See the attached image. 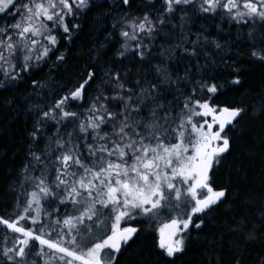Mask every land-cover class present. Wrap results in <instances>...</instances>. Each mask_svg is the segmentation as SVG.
<instances>
[{
	"label": "snow or ice",
	"instance_id": "obj_1",
	"mask_svg": "<svg viewBox=\"0 0 264 264\" xmlns=\"http://www.w3.org/2000/svg\"><path fill=\"white\" fill-rule=\"evenodd\" d=\"M122 2L129 5L130 0ZM163 4L164 11L155 22L161 25L166 15L171 16L177 8L183 11V6H196L197 0H163ZM90 6L91 0H0V14L15 20L0 26V88L14 85L23 73L39 69L58 45V34L62 31L70 40L73 31L80 28L72 21ZM198 8L205 14H215L222 8L237 24L264 21V0H199ZM186 15L184 12L182 21ZM155 23L147 14L125 20L117 56L124 57L131 50L143 60L147 46L141 34L151 38ZM199 40L198 35L192 42L193 49L183 51L196 55ZM63 59V54L56 57L57 61ZM155 71L158 82L142 84L137 80L132 86L119 73H106L109 79L105 83L111 86L112 94L100 91L92 97L84 119L66 106L69 99H83L86 87L95 78L91 71L47 111L36 106L41 115L30 133L35 142L40 139L43 122L71 121L75 126L63 136L58 128L42 149L29 148L31 161L24 166L22 186L30 184L32 190L23 203L17 200L15 218L0 217V225L18 234L11 247L0 250L8 264H26L33 253L32 242H38L40 247L34 255L44 264H118L122 248L139 232L137 227L122 225L138 218L159 225L158 247L171 258L184 250L183 234L191 226L199 229L204 222L201 214L226 196V190L211 186L210 171L230 148L226 127L233 125L244 109L214 106L212 97L197 98V87L213 96L222 87L197 81L190 94L180 93L184 103L177 110L164 94L184 78L173 80L163 65H157ZM187 82L192 83L191 79ZM240 82L239 78L231 81ZM32 87L36 90L44 85L33 80ZM110 105L118 106V110ZM197 117L204 118L203 122ZM37 168L39 175H27L29 169L35 172ZM50 169H54V177ZM57 200L53 211H45V203L51 205ZM69 204L72 211L61 218L60 207L66 209ZM162 213H167L166 221H161ZM260 213L264 216V207ZM194 218L200 222L195 223ZM25 220L36 227L21 225Z\"/></svg>",
	"mask_w": 264,
	"mask_h": 264
},
{
	"label": "trees",
	"instance_id": "obj_2",
	"mask_svg": "<svg viewBox=\"0 0 264 264\" xmlns=\"http://www.w3.org/2000/svg\"><path fill=\"white\" fill-rule=\"evenodd\" d=\"M198 3L199 0L196 6H183V11L177 8L174 14L165 16V23L161 25L155 22L164 11L163 0H130L129 5H124L122 0H91L90 8L72 21L79 23L80 28L73 31L70 40L61 31L57 36L58 45L39 69L23 73L22 79L14 85L0 88V217L15 218L17 200L23 203L26 193L32 190L30 184L22 186L24 166L31 161L30 146L42 149L58 128L63 136L75 126L71 121L48 120L42 123L43 131L35 142L30 133L41 115L37 105L47 111L70 89L79 86L91 71L95 78L86 87L83 99H69L66 106L84 119L92 97L100 91L112 94L111 86L105 83L109 79L106 73H119L128 86L137 80L142 84L156 83L155 68L163 65L173 80L184 78L164 94L166 101H171L177 110L184 103L180 93L190 94L197 81L222 85L214 96L206 89L201 93L197 87V98L212 97L210 102L214 106L244 109L234 124L226 127L230 148L210 171L211 186L215 190H226V196L201 214L204 222L199 229L191 226L183 234L184 250L171 258L157 245V223L146 218L124 223L122 226L137 227L139 232L122 248L118 264H264V216L260 213V208L264 207V59L261 58L264 55V21L257 19L237 24L228 19L222 8L215 14L201 13ZM184 12L187 15L182 21ZM145 14L156 28L151 38L141 34L147 46L145 58L141 60L131 50L124 57H118L125 20L142 18ZM198 35L196 55H187L183 49L191 51ZM214 41L221 45L219 49ZM178 44L181 45L179 49ZM253 52L258 55L253 56ZM61 54L64 59L57 61L56 57ZM237 78L241 82L232 84ZM33 80L44 87L33 90ZM110 107L118 110L116 105ZM196 119L203 122L204 118ZM77 142L84 143L83 140ZM84 154L87 156L86 149ZM50 172L54 177V169ZM27 175H39V169L35 172L29 169ZM57 204L58 200L51 205L45 203L43 207L45 211H53ZM71 211V204L66 209L61 206V218ZM241 222L243 228L238 227ZM20 223L28 228L36 227L30 220ZM17 235L0 225V250L11 247ZM36 245L32 242L33 253L27 257L26 264H33V261L44 264L34 255ZM0 264L8 262L0 256Z\"/></svg>",
	"mask_w": 264,
	"mask_h": 264
},
{
	"label": "rangeland",
	"instance_id": "obj_3",
	"mask_svg": "<svg viewBox=\"0 0 264 264\" xmlns=\"http://www.w3.org/2000/svg\"><path fill=\"white\" fill-rule=\"evenodd\" d=\"M24 1V0H23ZM15 20L12 18V16H9V15H6V14H0V26H4L5 24H8L10 25L11 22H14ZM209 119H211L210 117H208ZM211 174V173H210ZM211 176V175H210ZM64 213V211H62ZM167 213H162L161 214V221H166L167 220ZM159 225H157L156 227V242H157V245H158V240H159V234H158V231H157V228H158ZM34 243V242H33ZM35 244H37V249L40 247L38 242H35ZM36 251V247H35V250ZM163 251V250H162Z\"/></svg>",
	"mask_w": 264,
	"mask_h": 264
}]
</instances>
